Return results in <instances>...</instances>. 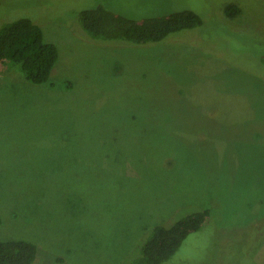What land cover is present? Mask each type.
<instances>
[{"label": "rangeland", "instance_id": "obj_1", "mask_svg": "<svg viewBox=\"0 0 264 264\" xmlns=\"http://www.w3.org/2000/svg\"><path fill=\"white\" fill-rule=\"evenodd\" d=\"M98 6L203 23L104 41L82 19ZM23 18L59 60L41 85L0 64V239L35 243L34 264H128L209 209L163 264H264V1L0 0V32Z\"/></svg>", "mask_w": 264, "mask_h": 264}, {"label": "trees", "instance_id": "obj_2", "mask_svg": "<svg viewBox=\"0 0 264 264\" xmlns=\"http://www.w3.org/2000/svg\"><path fill=\"white\" fill-rule=\"evenodd\" d=\"M226 13L235 17L240 8L229 4ZM82 19L85 29L95 38L139 44L161 42L175 32L203 23L202 17L193 10L133 19L104 6L84 10ZM58 60L57 45L46 41L42 28L28 18L10 23L0 32V64L19 65L25 77L34 84L47 83ZM210 220V210L202 209L172 225H155L139 256L128 264H163L170 261L190 234L200 231ZM38 251V246L28 240L0 239V264H34Z\"/></svg>", "mask_w": 264, "mask_h": 264}]
</instances>
